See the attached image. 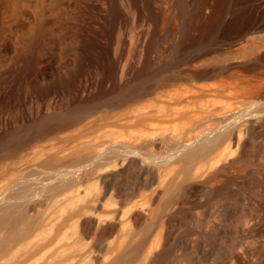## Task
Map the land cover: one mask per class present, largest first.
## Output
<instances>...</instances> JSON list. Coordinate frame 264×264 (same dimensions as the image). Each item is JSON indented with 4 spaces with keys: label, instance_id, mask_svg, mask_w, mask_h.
I'll return each instance as SVG.
<instances>
[{
    "label": "rangeland",
    "instance_id": "obj_1",
    "mask_svg": "<svg viewBox=\"0 0 264 264\" xmlns=\"http://www.w3.org/2000/svg\"><path fill=\"white\" fill-rule=\"evenodd\" d=\"M18 1L19 8L16 12L10 8L7 2L3 7L0 6V12L2 13H0V18L4 20L5 24V32L0 37V74L4 75V79L7 78L9 80V75L7 76L5 71H8L7 68L10 66L14 52L23 36L40 30L48 34L50 40L42 45L38 51V55L41 57L38 65V75L36 76L38 79L35 78L34 82L29 83L30 85L23 83L25 86L21 85L19 86L20 88L13 87L14 89H11V80H4V82H7L4 83L1 89L3 91L6 89V94L13 101L0 103V150H3L2 152L0 151V156H4L15 145L18 143L23 144L26 140L28 143L23 153L33 151L36 146L37 150L43 145H49V142L57 141V138L61 137L60 135L70 134L74 135V137H79L78 135L81 136L82 134V136H87L88 133H93V135L104 133L105 135L112 129H116V126H118V123L116 125L117 119L128 116L127 112L126 114L123 113V109H126L124 112L128 111V108L131 109L135 104L134 102H129L128 104L120 105L117 99L119 97L122 98L124 95H129L130 92L143 83L148 84L149 86L147 87L151 88L147 96L148 100H154V102L168 98L167 95L175 88H189L193 83H203L206 86L209 84V88L212 86V88H218L222 91H230L236 96L235 109L233 108L235 110L234 113L236 112L234 118L241 122L244 127V140L240 143L241 147L239 146L241 149L235 152L237 153L236 155L235 153L233 154V161L231 158L230 162L226 163L229 167L226 165L219 166H223L224 171L222 170L221 175L219 173L215 177L217 179L220 176L217 183L215 178V182L212 178L199 181L204 185L198 181H195L198 183L194 182V185L192 184L193 182L191 184L187 183L188 186L185 184L186 186L184 185L181 191L178 192L180 194H176L178 197L176 196L171 202L172 204L169 205L171 208L172 205L176 207L170 213V217L169 215L167 217L169 222L165 223L166 226L163 225L165 227L163 230L165 231L164 243L158 251L154 264H231L233 258L232 264H264V13L258 14L256 19L248 26L239 25L245 10L243 13L240 12L241 14H236L234 12L236 10L234 1L228 0L223 16L228 14L229 16L231 15V18H236V15H238L239 18L237 17V19L240 21H237L236 27H234L235 25L230 26L220 22L213 29L204 32L203 26H205V21H207L205 6H212L214 3L212 1L214 0H173V5L175 3L179 6H177V9L175 8L176 10H173L174 12L172 11V15L170 12V15L173 16V19L178 18L174 19L172 24L168 26L161 27L159 25L160 27L156 31L154 21L161 14V9L158 11L159 8H155L154 4L159 5L161 2L160 4L162 5L161 0ZM181 4L183 5L181 8L185 9L183 11L180 8ZM118 7L121 9L120 13L116 11ZM143 14H145L146 18ZM146 14H148V17ZM173 14L177 16L174 17L175 15ZM151 15H155V19ZM95 18L97 19L95 20ZM141 19L143 22H140L142 21ZM132 21L134 24L131 23ZM146 25L148 26L146 27ZM127 34L130 35L128 36ZM139 35L140 39H138ZM90 37L96 39L100 43H98L99 45L105 47V52L98 50L100 49L98 46L89 47L90 45H87V41L91 39ZM117 39H122L120 41L121 44H119ZM131 40H133L132 45H130ZM124 41L128 42L125 43ZM118 48L119 50H117ZM87 51L90 52V57L89 53H86ZM200 52L206 53L204 59L200 61V63L203 61L200 65L202 71L199 69L200 73L203 71L206 73L202 74L204 77L185 79L181 75V79H178L175 83L171 82L169 84L168 82L167 85L166 83H164L165 85L162 84L163 86L161 84L160 86L158 85L157 81L159 82L161 79L165 81L175 75V71L192 54ZM208 53L209 55H207ZM121 68L124 70L123 72ZM121 75L124 77L123 79ZM172 78L173 76L170 79ZM113 80H117L114 82L116 83L115 85H112ZM87 82L89 83L87 84ZM152 85H156L155 89L152 88ZM248 88L256 89L261 94L258 93L257 95L255 93L251 99L246 95L242 96L243 93L241 92ZM210 99L209 96L200 97L201 102L204 104H211ZM109 103L111 104L108 105ZM112 103L114 104L112 105ZM197 103L201 105V103ZM129 104L132 105L129 107ZM80 112L84 115H81ZM240 112L243 117H241ZM248 112L252 113L251 116L253 115L254 117H249ZM129 113L131 114V111ZM104 114H107V116ZM64 117L67 118L65 119ZM72 118L73 120H71ZM171 121V119L167 118L165 121L158 118V120H151L150 124L155 129L159 128L160 130H162L161 126H163L169 132L171 129L173 130L170 127L173 124V121L172 124ZM77 122L79 125H76ZM57 123H59L58 125L69 123V126L67 125L66 129L62 127L63 130L60 127L57 132L59 136L57 133L48 134V128ZM220 125L222 126L221 130L225 129L222 131H230L231 129L229 124L225 125L222 123ZM42 129H47V133ZM98 130L100 131L98 132ZM205 130L201 134L205 131L207 136H213L214 132H211L212 130L209 131L212 134L208 132V129ZM29 133L30 135L32 134L31 140L36 138L34 135L36 133L37 137L39 135V139L36 138V142L27 139L30 136L28 135ZM42 133L45 137L40 136L43 135ZM40 137L43 138L40 139ZM21 138L25 140H21ZM15 141L17 144L15 143L14 145ZM158 145L155 147V153L153 152L152 154L156 156L160 153V155L157 158L152 156V154L149 155L150 161H153L152 163L146 160L148 154L145 153L143 155V152H138L139 154L136 153L135 156H142L140 158L132 156L135 160H130L125 165V174H133V178L141 182L146 180L144 174H148L146 181L149 182L151 179L157 178L154 165L152 166L153 163L173 162L175 159V164L179 163V166L180 163L183 164L182 158L188 152V148L182 150L174 145L172 147V144H167L168 146H166L165 143ZM193 145L192 143L191 147ZM7 147L10 149L8 152ZM180 152L183 154L182 157H180ZM173 153L178 156L174 157ZM143 156L146 158L144 157L145 159L143 158L142 160ZM169 156L172 157L170 158ZM152 157L153 159H151ZM147 163H150L151 166ZM230 163L232 166L228 165ZM138 170L140 175L143 174L142 176L138 174ZM152 173H155V175ZM151 176H154V178ZM155 181L156 185L157 181ZM161 197V199H165V196L163 197L162 195ZM174 201L176 204L179 202L178 205Z\"/></svg>",
    "mask_w": 264,
    "mask_h": 264
},
{
    "label": "bare ground",
    "instance_id": "obj_2",
    "mask_svg": "<svg viewBox=\"0 0 264 264\" xmlns=\"http://www.w3.org/2000/svg\"><path fill=\"white\" fill-rule=\"evenodd\" d=\"M161 1L162 5L160 4L161 2L159 5L154 4V6H156L155 8H159L158 11L161 9V14L156 17L155 15L157 11L155 13L152 12L155 14L154 16L156 19L151 15L155 19L154 27L156 31L160 26H168L172 24L174 19L178 18L173 19V16L171 15L172 11L176 10L179 5L174 3V6L172 3L173 0ZM227 1L228 0H214L212 1L214 2L212 6H208L205 2L207 5L205 6L207 10H205L207 21H205L206 24L203 26L204 32L213 29L214 26L220 22L225 25H235L234 27H236V24H238L237 21L241 20L239 25L248 26L256 19L258 14L264 13V0H233L235 6L232 4L233 1L231 4L234 8L236 7V10L233 11L236 12V14H239L240 12L243 13L245 10L243 13L244 16L241 17L240 20L237 19L238 15H236V18H231V15L229 16L228 14L223 16ZM6 2L14 12L18 10V0H0V6L3 7ZM134 5L136 4L134 3ZM181 5L180 8L183 7V5ZM155 8L153 10H155ZM183 9L181 8L182 11ZM116 11H119L120 13L121 9L118 7ZM151 11H149V13H151ZM147 15L148 14H146V16ZM173 15H175L174 17L177 16L176 14ZM143 16L145 17V14H143ZM180 16L182 15L180 14ZM96 19L97 18H95V20ZM96 22L94 23L97 24ZM140 22H143V20ZM131 23H133V21ZM148 25H146V27ZM4 27V20L0 18V37H2L5 32ZM126 39L129 40L127 37ZM138 39H140V35ZM49 40L50 36L40 30L33 31L30 34L23 36L19 46L14 52L12 62L7 68L8 71H5L6 75H9V80H11V89H14L13 87H19L23 85V83H27L25 85H30L29 83L35 81V78L38 75V65L41 60L38 51L41 46L48 43ZM118 41L119 44H121L120 41H122V39H119ZM132 41L133 40H131L130 45H132ZM98 43L99 42L93 38L87 41V45H90H88L89 47L98 46L100 48L98 50L105 52V47H102L99 45L100 43ZM117 50H119V48ZM203 52L192 54L189 59H187L185 63L175 71V75H172V79H170L172 77L170 75L171 77L169 76L170 78L165 81L163 79L159 82L157 81L158 85L160 86L161 84V86H163L162 84L164 83L167 85L168 82L169 84L171 82L175 83L178 79H181V75L182 78L185 79L190 77H204L202 74L206 73L204 71L201 73L199 72V69L201 68L200 65L203 63V61L202 63H200V61L203 60L206 55V53ZM86 53H89L90 57V52L87 51ZM207 55H209V53ZM123 71L124 70H122V72ZM200 71L202 70L200 69ZM123 78L124 77L122 76V79ZM4 80H7V78L4 79V75L0 74V103L13 101L11 97L6 94V89L4 91L1 89L4 83L9 81L7 80L4 82ZM116 81L117 80H113L112 85H115L116 83L114 82ZM88 83L89 82H87V84ZM7 86L9 87V85ZM147 86L149 85L143 83L137 89L130 92L129 95L125 93L127 95L117 99L120 105H125L129 102H134L135 104L133 103L134 106L131 107V109L133 108L132 110L128 108V111H131V114L128 111L124 112L126 109H123V113L126 114L127 112L128 116L119 120L117 119L118 121L115 119L116 125L118 123V126H116V129L114 130L110 129V132H105V135L103 132L101 135H98V133L95 135H93V133H88V135L84 134L87 136H82V134L81 136L78 135L79 137H74V135L70 134L60 135L61 137H58L57 141L53 139L55 142H49V145H43L37 150L36 146L33 151L27 153H23V150L26 148L28 141L26 140L27 142L25 141L23 144H17L15 141L14 145L15 143L17 145H13L14 147L12 146V150L7 147V152L8 150L10 151L4 156L1 154L0 264H154L158 251L164 243L165 231L163 230L165 227L163 225H165L166 222H169L167 217L168 215L170 217V213H172L176 207L175 205H172V208L169 206L177 196L176 194L181 191L183 186L185 184L187 185V183L191 184L193 182L192 184L194 185L195 181L199 182L204 179L208 180L209 178L214 179L219 173L221 175L224 168L223 166H219L226 165V163L230 162L231 158L233 161V154L236 151L238 152V149H241L240 143L244 140L245 134L243 133V124L234 118L236 112L234 113L235 110H233V108L235 109L234 104L236 96L230 91H222L218 88H212V86L209 88V84L206 86L203 83H193L189 88H175L168 94L169 96L167 95L168 98H163L162 101L154 102V100H148L147 95L151 88H148ZM252 90L253 89L248 88L241 92L243 93L242 96L246 95L251 99L255 93H257V95L260 93L256 89L253 90V92ZM14 92L16 91L14 90ZM201 96H209L211 98V104L202 103V100H200ZM197 102L201 103V105H198ZM110 104L111 103L108 105ZM113 104L114 103H112V105ZM130 105L132 104H129V107ZM80 114L84 115L81 112ZM251 114L249 113V117L253 116H251ZM105 116H107V114ZM241 117H243V115ZM64 118L66 119L67 117ZM158 118L163 119L164 121L166 118L169 120L171 119L173 124L171 121L172 126L170 127L173 128V130L169 129L170 131L167 132L168 130L163 126H161L162 128L160 127L162 130L159 128L155 129L150 124V121L153 119L158 120ZM71 120H73V118ZM59 123L51 125V127L48 128V134L57 133L60 127H65L66 129V126H69V123L63 124L65 123L63 122L62 125H58ZM222 123L225 125L229 124L231 127L230 131H222L225 130H221L222 126L220 124ZM77 124L78 122L76 125ZM218 127H220V129H218ZM63 128L61 130H63ZM205 129H208V132L212 130L211 132H214L213 136H207V134H205L207 133L205 132ZM203 130L205 131L201 134ZM44 131L47 133V129ZM92 131L95 133L94 130ZM99 131L100 130H98V132ZM28 135H30V133ZM31 135L28 136L29 138L27 139L31 140ZM34 135L39 139L37 133ZM40 136H44V134ZM23 138H21V140ZM41 138L43 137H40V139ZM35 139L31 141L34 142ZM163 143H165L166 146H168L167 144H172V147L174 145L182 150L189 149L184 156L179 149L181 151L180 157L183 156V164L180 163V166L178 165L179 163L175 164V159L173 160L174 163L170 161L153 163L152 166L154 165L157 178L155 177V179H151V177L154 178V176H151L149 182L146 181V176L148 174H144L146 179H144V182L136 181L133 178V174L129 175L128 172V174H125V165L130 160H135L133 157L136 158L138 156H135L136 153L139 154L138 152H143V155L146 153L148 154L147 158H149V155L156 151L155 147H157L158 144ZM192 143L194 145L191 147ZM177 154L173 153L172 155L177 157L179 155ZM236 154L237 153H235V155ZM158 155H160V153ZM158 155L155 156L152 154V156L156 158ZM141 156L142 155H140V157ZM145 156L141 159L143 160ZM169 157L171 158L172 156ZM147 158L146 160L150 161V158ZM170 158L168 159L170 160ZM151 159H153V157ZM231 163L228 165L232 166ZM139 170L137 172H139ZM142 173L144 172L142 171ZM138 174L140 175V172ZM142 175L143 174L140 176ZM153 175H155V173ZM219 178H215L217 181L214 179V182L216 181L217 183ZM154 180L157 181L156 185ZM214 182L213 184L215 186ZM200 184H202V182ZM162 195L163 197L165 196V199H161ZM178 203L176 204L175 202L176 205H178ZM233 260L234 258L232 261Z\"/></svg>",
    "mask_w": 264,
    "mask_h": 264
}]
</instances>
